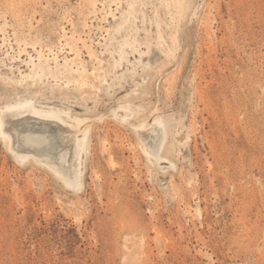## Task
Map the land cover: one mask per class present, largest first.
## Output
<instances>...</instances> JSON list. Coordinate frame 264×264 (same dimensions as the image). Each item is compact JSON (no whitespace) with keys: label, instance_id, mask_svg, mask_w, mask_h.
Wrapping results in <instances>:
<instances>
[{"label":"rangeland","instance_id":"1","mask_svg":"<svg viewBox=\"0 0 264 264\" xmlns=\"http://www.w3.org/2000/svg\"><path fill=\"white\" fill-rule=\"evenodd\" d=\"M26 98L84 122L81 183L0 135V264H264V0H0Z\"/></svg>","mask_w":264,"mask_h":264},{"label":"bare ground","instance_id":"2","mask_svg":"<svg viewBox=\"0 0 264 264\" xmlns=\"http://www.w3.org/2000/svg\"><path fill=\"white\" fill-rule=\"evenodd\" d=\"M48 61L49 57H43L41 54L38 63L32 61L33 67L38 70V75H41L39 72L42 74L53 72ZM68 62L69 60L64 65L67 70L70 65ZM55 67L60 69L58 63ZM34 102L26 98L14 102L15 104L12 102L10 106L2 107L0 135L19 161L31 158L37 160L43 157L47 164L63 176L68 185L80 184L81 165L83 164L88 131H84L81 136L77 131L84 122L76 118L78 126L74 127L73 124L66 121V118L71 117L70 111L57 109L58 107H45L47 105H36ZM166 126L160 117H156L150 125L157 139L149 146L144 147L149 156H156L160 159V151L168 133Z\"/></svg>","mask_w":264,"mask_h":264}]
</instances>
